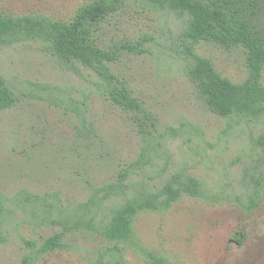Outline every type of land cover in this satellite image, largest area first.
I'll use <instances>...</instances> for the list:
<instances>
[{
	"label": "rangeland",
	"instance_id": "374dc122",
	"mask_svg": "<svg viewBox=\"0 0 264 264\" xmlns=\"http://www.w3.org/2000/svg\"><path fill=\"white\" fill-rule=\"evenodd\" d=\"M90 1L0 0V12L70 21ZM261 7L256 25L264 33ZM189 19L151 0H126L98 27L97 43L120 55L110 68L139 100L137 113L113 104L93 70L64 64L44 42L0 48V76L17 99L0 112V264L26 256L33 264H96L102 255L151 264L149 253L158 264H264V116L214 114L188 76L192 51L243 83L246 53L192 43L184 37ZM143 154L128 193L143 185L156 192L182 174L201 182L202 195L140 213L129 242H110L100 231L124 200L85 204ZM79 219L93 226L68 230L64 249L38 256L46 239Z\"/></svg>",
	"mask_w": 264,
	"mask_h": 264
},
{
	"label": "trees",
	"instance_id": "16d2710c",
	"mask_svg": "<svg viewBox=\"0 0 264 264\" xmlns=\"http://www.w3.org/2000/svg\"><path fill=\"white\" fill-rule=\"evenodd\" d=\"M125 1L92 0L80 7L70 21L53 20L41 15L9 16L0 12V48L28 41L44 42L64 64L74 66L75 63H80L93 70L105 83L107 97L113 104L137 113L142 110L139 100L110 68V64L119 60V53L100 46L95 36L103 21L116 14ZM151 1L179 14L189 15L184 37L192 43L205 42L225 49L240 47L245 50L249 75L243 83H235L223 77L210 59L190 51L194 63L189 68L188 76L208 109L221 117L264 116V33L256 25L264 0ZM124 49L142 52L136 46H127ZM16 103L14 92L0 76V112L14 107ZM136 123L144 130V124L139 118ZM151 125L155 126L154 121ZM144 135H151V131L145 132ZM144 157L143 154V159L140 158L121 171L116 182L95 189L93 197L85 204L87 208L97 204L102 209L105 201L111 198L124 200L121 205L111 209V218L100 231L110 242H129L134 235V219L140 213L166 212L185 195L190 197L202 195L201 182L193 176L182 174L172 176L156 192L149 191L143 185L131 195L128 193L130 184L127 181L138 168H144L142 163L145 161ZM259 186L260 182L254 190L255 195L251 197L249 210L256 205ZM72 218L68 217V224ZM75 223L74 227L46 239L37 251L38 256L64 249L66 247L64 237L68 230L82 225L93 226L83 219L76 220ZM236 240L239 244L243 242L242 238ZM149 256L151 264L159 263L153 254L149 253ZM34 261L33 257L26 256L22 264H33ZM96 264L119 263L107 262L102 255Z\"/></svg>",
	"mask_w": 264,
	"mask_h": 264
}]
</instances>
